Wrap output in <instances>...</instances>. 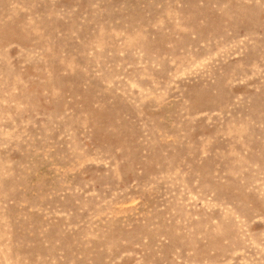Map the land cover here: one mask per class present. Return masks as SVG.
Listing matches in <instances>:
<instances>
[{
  "label": "rangeland",
  "instance_id": "374dc122",
  "mask_svg": "<svg viewBox=\"0 0 264 264\" xmlns=\"http://www.w3.org/2000/svg\"><path fill=\"white\" fill-rule=\"evenodd\" d=\"M0 264H264V0H0Z\"/></svg>",
  "mask_w": 264,
  "mask_h": 264
}]
</instances>
